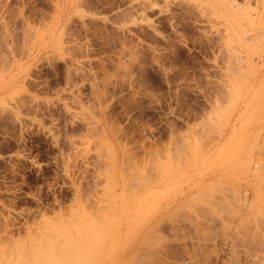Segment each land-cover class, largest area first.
<instances>
[{
    "label": "rangeland",
    "instance_id": "obj_1",
    "mask_svg": "<svg viewBox=\"0 0 264 264\" xmlns=\"http://www.w3.org/2000/svg\"><path fill=\"white\" fill-rule=\"evenodd\" d=\"M0 264H264V0H0Z\"/></svg>",
    "mask_w": 264,
    "mask_h": 264
},
{
    "label": "bare ground",
    "instance_id": "obj_2",
    "mask_svg": "<svg viewBox=\"0 0 264 264\" xmlns=\"http://www.w3.org/2000/svg\"><path fill=\"white\" fill-rule=\"evenodd\" d=\"M229 2V1H228ZM237 8V7H236ZM237 9H239V8H237ZM240 12V11H239ZM236 20H237V18H236ZM257 99V98H256ZM260 101H261V99H260ZM247 123V122H246ZM221 124V123H220ZM247 126V125H246ZM243 133V132H242ZM246 133V132H245Z\"/></svg>",
    "mask_w": 264,
    "mask_h": 264
}]
</instances>
